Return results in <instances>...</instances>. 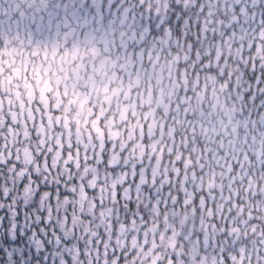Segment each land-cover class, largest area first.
<instances>
[{
	"label": "clouds",
	"instance_id": "obj_1",
	"mask_svg": "<svg viewBox=\"0 0 264 264\" xmlns=\"http://www.w3.org/2000/svg\"><path fill=\"white\" fill-rule=\"evenodd\" d=\"M0 264H264V0H0Z\"/></svg>",
	"mask_w": 264,
	"mask_h": 264
}]
</instances>
